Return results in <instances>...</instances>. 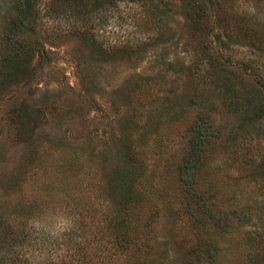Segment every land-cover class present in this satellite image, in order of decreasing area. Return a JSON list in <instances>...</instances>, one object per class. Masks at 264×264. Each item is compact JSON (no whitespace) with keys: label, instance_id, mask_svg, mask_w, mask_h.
<instances>
[{"label":"trees","instance_id":"16d2710c","mask_svg":"<svg viewBox=\"0 0 264 264\" xmlns=\"http://www.w3.org/2000/svg\"><path fill=\"white\" fill-rule=\"evenodd\" d=\"M117 1L135 3L139 8L138 26L146 33L152 32L136 49L123 46L120 52H138L142 46L173 38L166 21L172 11L170 0H86L80 6L48 7L46 15L68 20L72 17L64 28L56 21L60 24L52 26L53 31L44 28L36 0H0V95L31 76V63L43 46L41 38L55 40L68 35L82 42L93 59L111 54L97 42L91 19L104 20V10L117 7ZM235 4L236 0H186L189 41L183 48L191 45L193 55L188 61L157 64L163 73L171 71L175 75L176 79L169 83L170 91L180 90L178 103L166 99L168 105L160 111V118L175 120L188 109L195 111L194 120L185 131L187 152L177 166L179 208L171 207L170 200L166 206V211L176 217L179 211L183 212L194 234L193 242L182 248V264H215L219 245L213 232L231 235L240 233L239 228L242 231L236 242L245 249L248 264H264V24L256 17L241 16ZM235 46L244 49L248 56L236 58ZM155 59L160 62L163 55L158 53ZM166 66L167 70L161 69ZM159 75L163 79L155 84L160 87L164 76L161 72ZM134 86L140 87L137 80ZM14 105L13 102L0 120H7V132L16 138L13 142L30 143L37 128L32 117L39 109L28 108L25 101ZM124 142L115 169L98 180L94 189L98 193L93 196L103 207L101 238L113 248L112 255L138 254L142 259L147 254L144 243L148 242L143 241L146 235L139 237L137 231L135 212L142 196L135 189L142 181L143 185L150 184L151 179L145 177L144 168L136 167L142 161L132 147L133 141L126 138ZM216 154L223 156L218 168L224 167L228 172L234 169L236 174L227 173L226 180L212 177L205 183L203 177ZM36 155L33 152L24 156L20 173L3 188L9 191L0 202V264H30L23 257L30 237L29 224L40 220L42 209L54 204L56 184L57 198L64 194L65 208L71 206L74 211L75 230L86 227L84 217L94 216L85 214L90 211L84 209L83 202L90 200V196L84 197L85 182L93 187L94 179L89 173L85 177L81 173V153H45L38 158V168L33 165ZM31 176H39L43 183L33 185L30 198H24L23 184ZM156 213L153 211L152 216ZM147 227L145 223L146 231ZM97 233L92 240H96ZM77 236L72 233L67 241ZM100 252L99 244L91 248L90 241L83 237L76 246L81 257L78 264H105L108 257ZM140 260L134 264H142Z\"/></svg>","mask_w":264,"mask_h":264},{"label":"rangeland","instance_id":"374dc122","mask_svg":"<svg viewBox=\"0 0 264 264\" xmlns=\"http://www.w3.org/2000/svg\"><path fill=\"white\" fill-rule=\"evenodd\" d=\"M85 2L36 0V8L44 28L53 31L51 27L60 23V28L70 25L72 17L69 16L68 20L64 16L46 15L44 11L48 7L60 9L84 5ZM116 3L117 7L104 10V20L91 19L97 42L111 54L93 59L82 42L68 35L55 40L41 38L43 46L31 63V76L0 95V119L4 118L5 111L13 102L19 106L25 101L28 108L39 109L32 117L37 128L30 143L13 142L16 138L11 131L8 134L7 120H0V202L9 191L3 189L5 183L20 173L23 157L33 152L37 154L33 164L37 168L38 158L45 153H81V173L84 177L89 173L90 179H94L93 187L85 182L84 197L88 195L90 200L83 202L84 209L90 208L89 212L83 209L85 214L94 216L84 217L86 227L79 231L75 230L74 211L71 206L65 208L64 194L57 198L59 187L55 185L52 194L54 204L43 208L41 219L29 224L30 237L26 242L28 246L23 249V257L30 264H78L81 257L76 253V246L83 237L90 241L91 248L99 244L100 254L108 257L105 264H134L141 259L138 254L112 255L113 248L104 237L101 238L103 207L98 206V200L93 196L98 193L94 190L98 180L111 175L115 169L126 138L133 141L132 147L141 157L142 165H137V169L144 168L145 177L151 179L150 184L143 185L142 181L135 189L142 196L135 212L137 231L139 237L146 235L143 241L148 242L144 243L147 254L140 262L182 264V248L194 239L188 217L181 211L176 217L175 213L166 211V206L170 200L171 207L179 208L177 166L187 152L185 131L193 122L195 111L188 109L182 118L175 120L160 118V111L168 105L166 99H170L172 104L178 103L180 90L170 91L169 83L176 79L175 75L171 71L163 73L157 67L158 63H167L168 60L188 61L193 55L191 45L183 48L189 41L186 0H170L172 11L166 21L172 28V39L142 46L138 52L130 54L120 52L119 48L136 49L134 47L142 44L152 32L148 30L146 33L138 26L139 8L135 3ZM235 6L241 16L256 17L264 24V0H236ZM158 53L163 55L160 62L155 59ZM244 54L248 56L244 49L234 47L236 58ZM159 72L164 76L160 87L155 84L163 79ZM136 80L140 86L138 89L134 86ZM222 161L221 154L213 157L211 168L203 177L205 183L212 177H224L226 180L227 173L236 174L234 169L228 172L224 167L218 168ZM41 183L43 180L39 176L27 178L23 184L24 198H30V188ZM153 211L157 212L154 216ZM145 223H148V232L144 228ZM96 231H99L97 238L92 240ZM241 231L239 228L240 233L231 235L213 232L219 245L215 264H248L245 249L236 242ZM72 233L78 236L68 242Z\"/></svg>","mask_w":264,"mask_h":264}]
</instances>
